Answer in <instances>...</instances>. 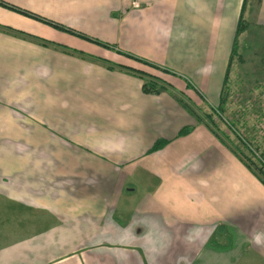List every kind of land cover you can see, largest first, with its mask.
Masks as SVG:
<instances>
[{"label": "crops", "instance_id": "obj_1", "mask_svg": "<svg viewBox=\"0 0 264 264\" xmlns=\"http://www.w3.org/2000/svg\"><path fill=\"white\" fill-rule=\"evenodd\" d=\"M2 1L91 39L0 4V264H264L261 175L125 68L218 107L245 4L225 90L252 97L264 0Z\"/></svg>", "mask_w": 264, "mask_h": 264}, {"label": "trees", "instance_id": "obj_2", "mask_svg": "<svg viewBox=\"0 0 264 264\" xmlns=\"http://www.w3.org/2000/svg\"><path fill=\"white\" fill-rule=\"evenodd\" d=\"M0 4L2 5H6L10 8L16 9L18 11H21L25 14L31 15L33 17L42 19L45 22H48L62 30H66L69 31L71 33L74 34H78L80 36L86 37L88 39H91V37L82 34L70 27H66L64 25L58 24L56 22H53L51 20L42 18L41 16H38L34 13H31L29 11L20 9L16 6L10 5L2 0H0ZM244 11H245V4L242 8V13L238 22V26H237V30H236V38L234 41V46H233V51H232V55H231V59H230V64L228 66V70L226 72V77H225V82L227 83V79L229 76V68L231 65V62L234 58H240V53H239V36L247 29L248 27V22L246 21L245 17H244ZM11 29V28H10ZM23 34V33H22ZM24 35V34H23ZM94 41L100 42L105 46H110L108 43L105 42H101L100 40L94 39ZM131 57L135 58L136 60L142 61L144 63H146L147 65L156 68L162 72H167V73H171V74H176V72L169 70L167 68H163L161 66H159L156 63L150 62L148 60H145L143 58H140L138 56L132 55V54H128ZM127 70L134 72L135 74L139 75L142 77L143 79V90L146 93H162L164 91H168L170 92L172 95H174L176 97V99L184 106V108H186L192 115H194L201 123L204 122L206 124V126H208L210 129H212L219 137L220 139L225 142L226 144L230 145L232 151L236 152L238 155H240V157L244 160H246L248 162V165L251 168H254V164L252 163V159L250 158V156L246 153V144L244 143V140L242 137H238V134L240 133V131L238 130V125L235 124L234 122L229 121L225 115V103L227 100V89L225 90V84H224V89L222 91V95H221V101H220V105H218V107H210V112L205 114V113H199V111L197 110V108L193 105L192 102L189 101V98L180 90H178L177 88L175 89V86L172 85L170 82H167L166 80H164L161 76L153 73V72H149L147 70H142L139 68H135V67H131V66H127L125 67ZM205 114L206 117H203ZM223 119V122L225 124H228L231 128L232 131L235 133L239 143H234V142H230L228 139V136H226V134L224 133V131L221 130V128L219 127V124L215 121V116H217ZM220 122V121H219ZM221 123V122H220ZM193 130L192 126H186L184 128L181 129V131L179 132V136H184L189 134L191 131ZM242 133V132H241ZM170 142V140L164 139V138H160L158 140L155 141V143L153 144V146L150 148L149 153L150 152H154L157 151L159 149H162L163 147H165L168 143ZM243 145V146H242ZM250 163V164H249ZM264 166H262L261 168L255 167V169H257L258 174L261 175V177L264 180ZM231 245V243L227 246L224 247H229Z\"/></svg>", "mask_w": 264, "mask_h": 264}, {"label": "rangeland", "instance_id": "obj_3", "mask_svg": "<svg viewBox=\"0 0 264 264\" xmlns=\"http://www.w3.org/2000/svg\"><path fill=\"white\" fill-rule=\"evenodd\" d=\"M252 34L253 33L251 32L250 35ZM262 42L264 43V38L262 39ZM256 48H263V47L258 45ZM251 58L252 59L255 58L254 55H252ZM237 60L238 58L236 57L234 61L237 62ZM239 78L240 77H238V79ZM238 79H236L235 81H231V84L228 86L229 98L227 99V109H226L227 113L225 112V117L229 121L234 122L235 124L238 125L239 128L238 130L240 131L238 137L243 138L244 143L246 144L245 147L246 153L250 156V158L253 161L252 162L254 164L253 169L257 171L255 167L261 168L262 166H264V84L261 89L260 88L257 89L258 87L256 86L257 88L256 87L253 88L252 92L249 93L248 91L249 96L252 95V97L249 98L246 97L245 100H243V97L240 96L241 94H243V91L241 89L245 85L242 84L241 86H239ZM262 83H264V81L260 82L259 84L261 85ZM256 89L258 90L257 92L255 91ZM246 103L249 106H245ZM195 107L197 108L199 113L207 114L211 110L204 105H202V107H197V106ZM205 114H203L204 115L203 117H206ZM239 114L243 116L242 123L244 127L241 126L240 124ZM216 117L219 118L218 115ZM219 120L221 122L220 123L218 121L220 123L219 127L221 128L222 131H224L226 136H228L229 141L239 143L235 133L232 131V128L228 124H225L221 117L219 118ZM197 121L201 123L198 119ZM201 124L206 125L204 122H202ZM153 182L154 181H152V184H148V186L152 187ZM120 218L122 217L120 216ZM240 264H249V263H240Z\"/></svg>", "mask_w": 264, "mask_h": 264}, {"label": "built area", "instance_id": "obj_4", "mask_svg": "<svg viewBox=\"0 0 264 264\" xmlns=\"http://www.w3.org/2000/svg\"><path fill=\"white\" fill-rule=\"evenodd\" d=\"M133 5H134L135 7H139L141 4H140L139 2H137V1H135V2L133 3Z\"/></svg>", "mask_w": 264, "mask_h": 264}]
</instances>
